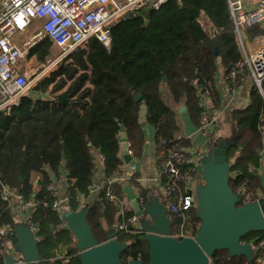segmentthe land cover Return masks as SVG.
Instances as JSON below:
<instances>
[{"label": "trees", "instance_id": "16d2710c", "mask_svg": "<svg viewBox=\"0 0 264 264\" xmlns=\"http://www.w3.org/2000/svg\"><path fill=\"white\" fill-rule=\"evenodd\" d=\"M203 16L209 28L203 25ZM244 34L245 41H253L264 34V28L256 23L244 28ZM112 36L110 50L93 38L36 87L44 95L50 93L54 97L27 95L9 115L0 113V226L19 222L10 204L1 198L4 185L26 198L34 195L39 200H50L48 186L53 175L58 177L65 170L72 181L69 209L78 210L76 194L89 193L99 154L105 156L107 178L121 171L122 126L132 155L139 156L144 141L139 120L142 103L147 105V122L155 126L159 144L165 140L167 146L189 145L187 139L179 137L177 113L166 103L162 85H167L176 102H184L199 124L201 91L214 82L220 65L228 76L242 59L229 0H167L158 8L148 5L135 16L120 18L112 25ZM50 43L53 42L43 37L29 55L40 60L48 54ZM211 89L213 103L218 106L219 93L212 85ZM66 93L69 99L64 103L62 97ZM135 93L141 95L140 100L135 99ZM232 116L236 132L234 144L227 152L234 172L229 186L237 193L247 181L253 187L255 201L264 197V181L251 170L252 164L260 165V152L264 149V97L257 86L251 88L250 104L235 109ZM166 145L161 144L162 150ZM35 175L41 176L37 184ZM133 185L138 187L137 182ZM113 187L121 189L120 184ZM141 192L148 198L145 191ZM103 204L107 205L104 212ZM171 219L172 232L177 234L181 221L172 214ZM117 220L114 203L103 199L89 206L87 221L100 243L108 239V230ZM35 221L45 258L56 255L64 235L75 238L63 227L55 233L60 215L43 205L38 207ZM201 222L197 208L191 210L186 233L196 235ZM118 238L128 243L121 254L124 264L130 259H143L148 264L149 243L144 234L122 233ZM263 239L264 231H251L241 237L252 241L253 249ZM0 264H5L1 251ZM69 264L81 262L78 259ZM210 264H264V246L251 259L247 255L231 256L226 249L217 250Z\"/></svg>", "mask_w": 264, "mask_h": 264}, {"label": "built area", "instance_id": "2783aa9c", "mask_svg": "<svg viewBox=\"0 0 264 264\" xmlns=\"http://www.w3.org/2000/svg\"><path fill=\"white\" fill-rule=\"evenodd\" d=\"M165 1L167 0H0V113L9 115L25 96L31 95L29 92L34 87L33 83L41 82L44 78L43 71L34 70L28 59L29 48L38 43L35 41L38 29L62 49V54L51 64L53 67L64 57L86 46L93 38H97L110 50L113 43L112 25L128 13L135 16L146 6L158 8ZM229 4L243 52L242 59L227 77L229 90H236L247 77H251L264 97V36L253 50L246 51L242 41L243 28L256 23L264 25V0H260L258 6L251 10L245 9L244 0H229ZM33 27H36L34 34L25 37V32L34 29ZM211 85L208 83V86L204 87L200 99L202 107L200 128L205 132H211L218 119L217 116L210 115L206 106ZM161 144L166 145V141L162 140ZM130 145L128 143V147ZM99 156L104 162L105 156L102 153ZM188 161L183 148L177 144L166 145L162 150L161 168L156 177V183L162 191L159 197L161 202L167 207L169 214L177 216L181 221L180 232L173 233L181 238L192 236L185 231L186 219L188 213L198 207V175L194 167L187 166ZM132 174L131 170L116 172L97 188L100 192L96 201L105 199L117 206L118 220L113 227L117 236L122 233H141L140 218L133 210L131 202L113 187L115 183L132 179L134 177ZM65 176L68 181L66 191L63 193L56 184L57 177H53L54 180L48 186L50 200H39L34 195L26 198L8 185L2 188L1 198L10 204L17 220L27 223L37 238L40 229L35 221V215L40 205L57 212L61 218L60 223H65L64 212L72 200L70 193L72 181L68 175ZM40 179V175L35 177V184ZM88 189L90 192L95 188L90 184ZM88 194H76L79 208L81 200ZM237 194L240 196L241 205L254 201L253 187L247 181L239 186ZM138 200L141 207L145 208L147 198L140 195ZM106 207L107 205L103 204V212ZM16 244L15 224L1 225L0 251L3 255L10 254L17 262L22 263L24 260L16 251ZM263 246L264 239L254 246V251L257 252L259 247Z\"/></svg>", "mask_w": 264, "mask_h": 264}, {"label": "water", "instance_id": "95a60500", "mask_svg": "<svg viewBox=\"0 0 264 264\" xmlns=\"http://www.w3.org/2000/svg\"><path fill=\"white\" fill-rule=\"evenodd\" d=\"M125 17H130V14ZM218 52L217 48L216 54ZM134 96L136 100L141 99L139 93ZM62 98L67 103L69 94ZM185 109V105L181 107V111ZM121 131L123 159L140 171L141 162L130 153L124 126ZM233 144V139L221 138L201 158L202 168L197 176V211L202 222L196 235L182 238L173 235L171 216L158 196L150 195L145 208L141 207L138 199L133 202L140 218L141 233L149 243L148 264H210L212 254L222 249L228 250L231 256L254 257L253 244L241 240V237L251 231H264V203L258 199L239 205V194L230 189L231 162L227 152ZM88 212L89 207L64 212V229L70 230L76 238L81 264H124L121 254L128 243L119 240L114 228L108 230V239L100 243L87 221ZM15 229V249L24 263L17 262L7 253L4 254L5 264H41L40 240L30 226L21 221L15 224ZM126 264L146 263L143 259H130Z\"/></svg>", "mask_w": 264, "mask_h": 264}, {"label": "crops", "instance_id": "0c3cea01", "mask_svg": "<svg viewBox=\"0 0 264 264\" xmlns=\"http://www.w3.org/2000/svg\"><path fill=\"white\" fill-rule=\"evenodd\" d=\"M260 0H251L249 2V5L245 4L246 10H251L255 7L254 5L258 6ZM260 24V23H259ZM263 25V24H260ZM264 28V25L262 26ZM34 29H28L25 32V37H30L34 32L36 31ZM246 28V27H245ZM237 34V33H236ZM244 28L242 29V41L244 43L246 51L251 49L253 50L258 44H259V38L263 37V35H260L256 37L258 41L253 46V43L249 40H244ZM239 44L240 40L237 35ZM255 39V40H256ZM241 47V45H240ZM242 51V48H241ZM243 55V52H242ZM225 68L220 65L219 70L215 76L214 82L212 84V88L216 90L219 93V105H215L213 103L214 98L212 99V90L210 91L209 96L206 99V106L207 110L209 111L210 115L217 116L218 119L216 121V125L213 127L211 132H205L201 130L200 124L196 122V120L193 118L191 113L188 111L187 107L185 110L181 111V107L184 106V102H176L167 85L163 84L161 87L163 96L165 98L166 103L177 113V123L180 127L179 131V137L182 139H187L189 141V145L183 146L182 148L186 151L187 158H188V167H194L196 169V175H198L201 171L202 165H201V158L203 155L212 147L214 144V134L216 131L221 129V133L219 134V137H232L236 132V125L233 120V111L235 109H242L245 108L250 104V91L254 84L251 77H247L246 80L241 83L236 90L230 91L229 90V79L227 78ZM204 90V88H203ZM202 90V91H203ZM201 91V93H202ZM201 93H200V99H201ZM262 94V93H261ZM186 106V105H185ZM199 106H200V100H199ZM201 107V106H200ZM202 112V107H201ZM213 113V114H212ZM147 105L146 103H142L140 107V115L139 120L142 123V130L144 135V141L142 143L141 149H139V156L135 157L138 161L141 162V168L140 171H137L134 166L127 164L124 161V165L122 166L121 172L125 170H131L133 171L134 179L126 180L122 183H115L120 184V192L124 197H126L130 202L134 209L133 202L139 198L140 195H142L141 190L145 191L148 195H156L158 197H161V189L156 183V177L160 172L161 163H162V147L161 144L157 142V136H156V128L154 125L147 122ZM230 124L233 125V130H229ZM232 135V136H231ZM122 155V150H121ZM261 160L260 165L252 164L251 167L253 168V171H255V174L264 181V149L260 152ZM123 157V156H122ZM234 159L232 158L231 161ZM99 166L97 169V172L95 173L93 177V187L94 190L90 191L87 196H85L81 200L80 208L85 206H90L98 197L100 190L97 189L103 185V183L108 179L106 177L105 173V167L104 162L101 161L100 156L98 157ZM120 172V171H119ZM64 174L58 175L56 178V184L58 188L60 189L61 193L66 191V182L68 181L66 178V170L63 171ZM137 173V174H136ZM234 172H231L233 174ZM38 175H35L37 177ZM55 175H53L54 177ZM54 180V179H53ZM133 182L138 183V187L133 185ZM114 184V185H115ZM198 184V183H197ZM69 208L66 207L65 211ZM114 227V226H113Z\"/></svg>", "mask_w": 264, "mask_h": 264}, {"label": "rangeland", "instance_id": "374dc122", "mask_svg": "<svg viewBox=\"0 0 264 264\" xmlns=\"http://www.w3.org/2000/svg\"><path fill=\"white\" fill-rule=\"evenodd\" d=\"M251 0H244V2H246V4H248L249 5V2H250ZM253 7H257V5L255 6H253ZM201 20H202V23H203V25L205 26V27H207V28H209V26H210V24L209 23H207V21H206V18L203 16L202 18H201ZM261 26H263V25H261ZM42 34V33H41ZM46 38V37H45ZM260 40H261V37L259 38V42H260ZM51 41V40H50ZM258 41V39H256V40H253V41H251L252 43H253V46L255 45V43ZM50 45H51V47H50V50H49V52H48V54H46V55H44V57H41V58H39L40 60H38V58H37V56L36 55H33V56H30L29 55V57H28V59L29 60H32L33 59V61H34V64H35V66H33L34 67V70L36 69V70H38V72H41V71H43V79H45L46 77H49L53 72H55V71H57L58 70V68L60 67H57L56 65L55 66H51V64L55 61V59H56V57L57 56H60L61 54H62V49L60 48V47H58V46H56L55 44H53V43H50ZM30 52V51H29ZM71 55V54H70ZM70 55H68L67 57H69ZM67 57H64L65 59L67 58ZM65 59H64V61H65ZM63 62V61H62ZM31 79H33V77H31ZM42 79V80H43ZM40 84V82H34L33 83V89H31L30 90V92L29 93H31V95L32 96H34V97H38V96H41V97H48V98H51V97H54V95H51L50 93H46L45 95L41 92V91H39V90H36V87L38 86ZM213 114V113H212ZM230 128H229V130H231V131H234L233 129V125L232 124H230V126H229ZM221 133V129H219L218 131H216V133L214 134V138H216L215 140H214V143L215 142H217V141H219L221 138H226V139H232V137H219V134ZM232 136V135H231ZM259 202H261V203H264V197H261L260 199H259ZM84 208H87L88 209V206H85ZM170 216H171V214H170ZM26 225V224H25ZM113 228V227H112ZM39 239H40V235H39V237H38ZM62 251L63 250H61L60 248H58L57 249V252L59 253V254H61L62 253Z\"/></svg>", "mask_w": 264, "mask_h": 264}, {"label": "flooded vegetation", "instance_id": "af4514ba", "mask_svg": "<svg viewBox=\"0 0 264 264\" xmlns=\"http://www.w3.org/2000/svg\"><path fill=\"white\" fill-rule=\"evenodd\" d=\"M64 59L65 58H63L61 61H58L56 66L57 67L61 66L64 62ZM64 225H65V223L64 224L59 223L57 225V228L54 229L55 233H60L61 232L60 227L64 228ZM65 230H67V229H65ZM67 231H70V230H67ZM76 242H77L76 238L72 239L70 235L69 236L64 235L63 240L59 243V245L57 247V249L60 248L61 250H63L62 253L59 254L57 252V249H56L55 250L56 255L51 257V258H45L43 256V254L41 253V250H40V242H39L38 248L40 250L41 264H67V263L69 264L72 260H78L79 259V250L76 247ZM22 263H24V261Z\"/></svg>", "mask_w": 264, "mask_h": 264}, {"label": "bare ground", "instance_id": "6f19581e", "mask_svg": "<svg viewBox=\"0 0 264 264\" xmlns=\"http://www.w3.org/2000/svg\"><path fill=\"white\" fill-rule=\"evenodd\" d=\"M37 32H38V33L35 35V36H36L35 41H36V42H39V41H40L41 39H43V37H45V36H44V34H41V33H40L39 29L37 30ZM53 44H54V43H53ZM34 45H35V44H34ZM34 45H33V46H34ZM33 46H32V47H33ZM32 47H31V48H32ZM31 48H29V51H30ZM29 61H30V65H31V66H35L33 59H32V60H29Z\"/></svg>", "mask_w": 264, "mask_h": 264}]
</instances>
